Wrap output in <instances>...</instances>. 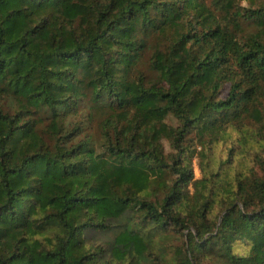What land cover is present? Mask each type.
Segmentation results:
<instances>
[{
    "label": "trees",
    "instance_id": "obj_1",
    "mask_svg": "<svg viewBox=\"0 0 264 264\" xmlns=\"http://www.w3.org/2000/svg\"><path fill=\"white\" fill-rule=\"evenodd\" d=\"M246 1L0 0V264H264V149L234 159L264 141Z\"/></svg>",
    "mask_w": 264,
    "mask_h": 264
},
{
    "label": "rangeland",
    "instance_id": "obj_2",
    "mask_svg": "<svg viewBox=\"0 0 264 264\" xmlns=\"http://www.w3.org/2000/svg\"><path fill=\"white\" fill-rule=\"evenodd\" d=\"M243 5L247 4L246 0H242ZM169 122L173 123L174 120L172 117L168 119ZM245 129L249 131L250 134V139L245 147V150H242V148L238 145L237 151L235 153V164L241 168L247 169L251 164H252V158L256 152H261L262 149H264V141L262 140H257L254 135V130L250 126H246ZM230 139L228 143L225 145L222 141H218L215 144H213V149L210 152L211 153V164L215 166L220 158H226L227 157V151H226V146H229L230 143L233 141L235 142V145L237 146L238 144V139L240 138V133L237 130L231 129L230 131ZM166 144V150L167 152L170 151V148L167 143ZM202 147L197 146V150L201 151ZM201 159L198 156V153H195V157L193 158V167H194V172L197 178H200L202 176L201 172ZM205 166V163H203ZM121 230V227H116L113 229L110 233L109 236L110 238L114 239L117 233ZM115 241V240H114ZM113 241V243H114ZM182 242V239L179 238L178 235H174L172 233H165L164 235H155V244L157 248L165 247L168 249L169 253V258L171 256L172 250L175 249L176 246L180 245ZM164 244V245H163ZM113 245V244H112ZM114 246L116 244L114 243ZM144 261V259L138 255V258L136 259V262H141Z\"/></svg>",
    "mask_w": 264,
    "mask_h": 264
}]
</instances>
